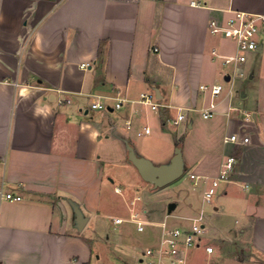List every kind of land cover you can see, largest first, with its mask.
Wrapping results in <instances>:
<instances>
[{"label":"crops","instance_id":"1","mask_svg":"<svg viewBox=\"0 0 264 264\" xmlns=\"http://www.w3.org/2000/svg\"><path fill=\"white\" fill-rule=\"evenodd\" d=\"M234 12L264 15V0H0V188L23 198L0 204V264L138 261L142 243L157 245L161 223L188 228L202 210L201 247L214 248L205 253L209 264H264V36L227 96L229 67L211 51L233 54L235 45L207 28ZM214 83L225 90L218 113L204 120L199 110L210 98L199 86ZM141 93L154 94L158 108L139 103ZM93 101L106 109H91ZM142 127L150 133L138 137ZM134 133L153 145L132 142ZM232 134L249 143H225ZM125 142L155 165L181 149L184 174L174 182H188L192 208L174 217L178 225L166 220L177 202L165 219L144 220L146 206L135 195L121 213L128 218L136 201L144 230L113 223L122 216L108 215L113 195L142 182L151 187L129 162ZM230 155L234 171L205 203ZM67 200L88 218L81 231ZM91 222L94 232L84 233Z\"/></svg>","mask_w":264,"mask_h":264},{"label":"built area","instance_id":"2","mask_svg":"<svg viewBox=\"0 0 264 264\" xmlns=\"http://www.w3.org/2000/svg\"><path fill=\"white\" fill-rule=\"evenodd\" d=\"M191 4L194 5L193 2ZM207 28L211 35L230 41L235 45L233 54H221L216 50L211 51L214 59L221 60L224 66L229 67V72L225 73V77H229L228 83H230L226 92L227 96H231L233 93V81L243 77L241 66L246 62V53L256 51L261 45L258 38L264 36V15L234 12L226 20H210ZM86 66V64H82L81 68ZM199 89L203 93L208 94L210 98L207 106L199 110L202 119L209 120L218 113L219 97L225 89L220 83L200 85ZM67 102L69 101L67 100ZM139 103L150 107L151 110H156L159 106L156 103L154 94L150 93H141ZM89 106L93 110L106 109L105 104L94 101ZM121 106L122 101H118L115 104L116 109H120ZM230 110L232 109L230 108ZM244 117L246 120H250L249 114L244 113ZM181 120L182 115H179L173 124L177 125ZM149 133L150 128L142 127L141 131H138L136 135L140 137ZM224 142L237 146L246 145L249 143V137H239L237 134H232L224 139ZM236 164L237 158L233 155L227 156L221 163L218 176L210 181L203 193L205 203L212 202L220 182L229 180ZM190 177L195 179L194 175ZM22 200L23 198L19 193L6 191L3 187L0 188V204L2 201L21 202ZM136 200H139V198ZM135 202H131L132 210L128 218L116 217L113 219V223L115 225L126 222L134 223L137 226V230L142 232L147 222L141 221L139 214L134 211ZM188 221L190 222L188 228H169L165 223H161L159 225L161 235L157 245L149 247L142 252L138 260L139 264H188L187 252L201 247L203 239L207 236L205 228L206 217L203 210L196 217L189 218ZM204 249L208 255L214 252V248L211 245H206Z\"/></svg>","mask_w":264,"mask_h":264},{"label":"rangeland","instance_id":"3","mask_svg":"<svg viewBox=\"0 0 264 264\" xmlns=\"http://www.w3.org/2000/svg\"><path fill=\"white\" fill-rule=\"evenodd\" d=\"M227 41V40H226ZM229 42V41H227ZM230 43V42H229ZM228 67L224 68L227 69ZM147 141V142H146ZM132 142H143L144 147L151 146L150 142L145 139L137 138L134 135L132 136ZM132 188V187H131ZM129 189V192L122 193L121 196L113 195V206L112 209L109 211V214L112 216H117L119 213L122 215L121 217L124 218L123 213H121V210H128V207H130V201L133 197H130V195L140 196L143 201L141 202L144 206H146L147 214H144L143 218L144 220H158L161 221L165 219L164 211H166L167 205L170 202H177L178 207L173 213L166 218L167 222L171 226H176L180 221L175 219V216H183L185 215V211H190L192 207L189 206V203H191L188 199L189 194L191 193V190L188 188V182L187 181H181V179L177 182H174L172 184H169L166 187H163L161 189H154L152 190L151 187L145 186V183L142 182V186L139 187H133L132 190ZM141 203H138L137 207L139 209H142ZM136 209V206L134 207ZM120 210V211H119ZM128 215V214H127ZM107 224V229L109 230V234H117V231H113V226L109 223L108 220L104 219ZM95 225L91 222V224L87 225L86 230L84 233H93ZM151 227H146V231L142 233V236H145L147 234V230H150ZM207 241L205 238L203 239V244H205ZM149 244L147 242H144L141 244V246L137 249L136 253H140ZM189 258H188V264H209L210 263V257L206 256V254L203 251V248L201 247L197 251L190 250L188 252ZM100 259L99 261L93 260L92 264H139L137 261V258H129L126 257V261L124 262L121 259L116 260H110L108 258L107 260Z\"/></svg>","mask_w":264,"mask_h":264},{"label":"water","instance_id":"4","mask_svg":"<svg viewBox=\"0 0 264 264\" xmlns=\"http://www.w3.org/2000/svg\"><path fill=\"white\" fill-rule=\"evenodd\" d=\"M225 80L228 81L229 77L227 76ZM125 147L129 162L136 168L142 180L153 189L166 187L181 178L184 174L182 151L179 147L174 149V154L170 161L162 165H155L149 159L137 155L127 142H125ZM67 201L74 215L75 228L81 231L85 227L88 218L84 217L76 203L70 200ZM175 207V203H170L167 207V212L171 213Z\"/></svg>","mask_w":264,"mask_h":264}]
</instances>
